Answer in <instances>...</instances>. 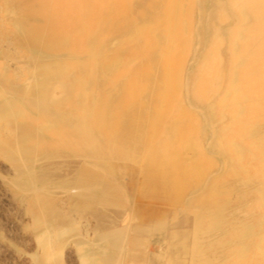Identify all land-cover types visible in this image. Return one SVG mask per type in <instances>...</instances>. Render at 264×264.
<instances>
[{
    "label": "rangeland",
    "instance_id": "obj_1",
    "mask_svg": "<svg viewBox=\"0 0 264 264\" xmlns=\"http://www.w3.org/2000/svg\"><path fill=\"white\" fill-rule=\"evenodd\" d=\"M168 1L128 0L72 92L0 0V264H264V0Z\"/></svg>",
    "mask_w": 264,
    "mask_h": 264
},
{
    "label": "bare ground",
    "instance_id": "obj_2",
    "mask_svg": "<svg viewBox=\"0 0 264 264\" xmlns=\"http://www.w3.org/2000/svg\"><path fill=\"white\" fill-rule=\"evenodd\" d=\"M22 1L26 2L24 3V16L26 18L37 16L40 21L37 23H27L25 35L28 40L32 44H41L46 50L54 52L62 51L68 55V57L64 58L62 61L56 60L53 61L52 64L41 65L40 68H73L76 71H80L79 74L76 75V86L71 83L72 92L74 87L78 88L84 81L78 80V78H85V74H82L83 71L81 70L87 71L88 68H106L108 64L104 57V29L105 27H107L106 30L109 28L113 29L120 22L121 15H123L124 11L127 9L128 0ZM170 4H172L171 0L168 1L167 5ZM170 30L171 29L168 31L170 33L169 43L176 34L174 30ZM141 34H143V42L139 44L137 48H143L142 50L145 51V54L150 53L148 56L151 57L154 53L153 51L157 50V38L151 30L147 32L146 30H142ZM174 49L175 46L173 47L169 44L167 47L163 48L162 51H159L161 68L177 67L179 63L177 59L178 54H175ZM139 50H135V52L138 51L136 52L137 54L142 53ZM111 64H113V66L120 65L122 68L126 67L125 63L121 61L118 62V60ZM147 65L139 66L138 68H148ZM197 68L202 67L200 65ZM127 86L124 87V90L127 92L126 95L130 94V90Z\"/></svg>",
    "mask_w": 264,
    "mask_h": 264
}]
</instances>
